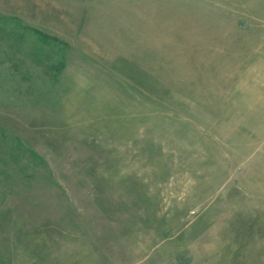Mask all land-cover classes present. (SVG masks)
I'll return each mask as SVG.
<instances>
[{
    "label": "rangeland",
    "instance_id": "obj_1",
    "mask_svg": "<svg viewBox=\"0 0 264 264\" xmlns=\"http://www.w3.org/2000/svg\"><path fill=\"white\" fill-rule=\"evenodd\" d=\"M0 264H264V0H0Z\"/></svg>",
    "mask_w": 264,
    "mask_h": 264
}]
</instances>
